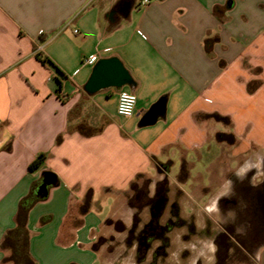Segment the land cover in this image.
Returning <instances> with one entry per match:
<instances>
[{"label": "crops", "instance_id": "crops-1", "mask_svg": "<svg viewBox=\"0 0 264 264\" xmlns=\"http://www.w3.org/2000/svg\"><path fill=\"white\" fill-rule=\"evenodd\" d=\"M121 90L136 95L129 117ZM256 156L261 169L264 0H0V264H12L1 243L24 199L35 264H95L90 241L107 217L130 222L121 193L135 181L169 165L182 213H198ZM47 171L56 181L39 196ZM102 196L113 199L104 220Z\"/></svg>", "mask_w": 264, "mask_h": 264}, {"label": "flooded vegetation", "instance_id": "flooded-vegetation-1", "mask_svg": "<svg viewBox=\"0 0 264 264\" xmlns=\"http://www.w3.org/2000/svg\"><path fill=\"white\" fill-rule=\"evenodd\" d=\"M169 170L159 165V178L145 177L133 183L132 194L121 193L130 222L104 220L90 241L99 262L101 251L112 257L109 264H240L257 258L264 246V165L230 174L229 190L213 208L186 215L179 177Z\"/></svg>", "mask_w": 264, "mask_h": 264}, {"label": "trees", "instance_id": "trees-1", "mask_svg": "<svg viewBox=\"0 0 264 264\" xmlns=\"http://www.w3.org/2000/svg\"><path fill=\"white\" fill-rule=\"evenodd\" d=\"M36 56L43 62L47 61L40 54H36ZM259 82V80L248 82V91L253 92L258 87ZM212 116L222 121L229 120L227 116L220 115L219 113H213ZM218 137L220 140L228 141L229 143H234L236 140L232 132H221L218 134ZM46 156L47 154L45 152L38 153L30 162L29 169L35 170L40 167L44 163ZM29 206L30 201L27 199L20 202L16 214V225L13 229L8 230L2 239L1 246L10 249V254L6 259L10 260L12 264H35L27 249L29 235L26 228V213Z\"/></svg>", "mask_w": 264, "mask_h": 264}, {"label": "rangeland", "instance_id": "rangeland-1", "mask_svg": "<svg viewBox=\"0 0 264 264\" xmlns=\"http://www.w3.org/2000/svg\"><path fill=\"white\" fill-rule=\"evenodd\" d=\"M222 130V129H221ZM218 151H219V153H220V155H221V153H222V156H224V155H227L228 154V150H227V146L226 145H224V144H222V143H220L219 144V149H218ZM258 156V155H257ZM255 157V162L252 164V165H249L248 164V162H240V164H238L237 166H235L236 167V169H237V171H238V173H242L244 170H246V169H248V168H250V167H253V166H255L256 168H259V166H262V161H261V159H258V157ZM233 160H231V162H232ZM244 161H247V160H244ZM197 168H201V164L199 165H197ZM220 168V167H219ZM175 170H177V167L175 166V167H173V171H175ZM257 177H255L254 179H253V181H255V179H256ZM217 179V178H216ZM220 187V189H219V191H217V193H220V195L222 194V193H225L226 191H228L229 190V180L227 179L226 181H223V182H221V183H219L218 184ZM217 193H216V195H217ZM96 200L100 203V205L102 206V208H103V211L101 212V217L103 218V220L106 218V216H107V214H108V212L110 211V209H111V205H112V203H113V199L111 198V197H104V196H102V197H100V198H98V197H96ZM213 203V202H212ZM211 205H213V204H211ZM212 207V206H211ZM187 212H189V208L187 207ZM107 231H109V228H108V230ZM101 254V257H102V259L104 260L102 263H100L99 262V260H97L96 262H95V264H109V262H110V260H111V256H108V255H105L104 254V252H100ZM255 256L253 257V258H250V259H246L245 260V262L244 263H240V264H256L255 263Z\"/></svg>", "mask_w": 264, "mask_h": 264}, {"label": "built area", "instance_id": "built-area-1", "mask_svg": "<svg viewBox=\"0 0 264 264\" xmlns=\"http://www.w3.org/2000/svg\"><path fill=\"white\" fill-rule=\"evenodd\" d=\"M150 0H140L141 4H146ZM97 59L96 55L87 56L84 61L86 63H93ZM136 106V95L133 92L121 90L118 93V100H117V113L121 116L129 117L135 111Z\"/></svg>", "mask_w": 264, "mask_h": 264}, {"label": "water", "instance_id": "water-1", "mask_svg": "<svg viewBox=\"0 0 264 264\" xmlns=\"http://www.w3.org/2000/svg\"><path fill=\"white\" fill-rule=\"evenodd\" d=\"M55 181H56V176L54 173H52L51 171L45 172L44 177H43V181L40 184V186L38 187L37 194L39 196L47 195L48 185L55 183Z\"/></svg>", "mask_w": 264, "mask_h": 264}, {"label": "clouds", "instance_id": "clouds-1", "mask_svg": "<svg viewBox=\"0 0 264 264\" xmlns=\"http://www.w3.org/2000/svg\"><path fill=\"white\" fill-rule=\"evenodd\" d=\"M210 249H211V246H210Z\"/></svg>", "mask_w": 264, "mask_h": 264}]
</instances>
